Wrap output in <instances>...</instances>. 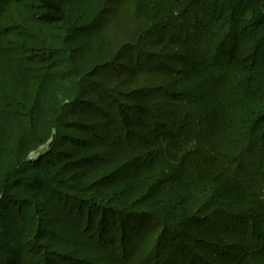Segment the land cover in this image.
I'll return each instance as SVG.
<instances>
[{
	"label": "rangeland",
	"instance_id": "1",
	"mask_svg": "<svg viewBox=\"0 0 264 264\" xmlns=\"http://www.w3.org/2000/svg\"><path fill=\"white\" fill-rule=\"evenodd\" d=\"M153 1L99 0L78 32L31 23V3L0 13V174L6 182L0 209L7 207L26 226L12 264H264V254L246 239L262 229L248 226L250 219L241 221L239 200L211 207L210 190L198 178L204 169L187 163L172 172L183 159L170 146L172 137H208L212 130L218 129V135L224 130L190 117L182 104V96L207 101L214 84L198 78L199 63L186 58L193 45L182 41L185 28L150 19L147 2ZM215 2L223 9L216 15L227 17L225 32L223 21L211 17ZM238 4L203 1L198 19L211 27L210 34H235L221 56L225 61V53L236 52L234 62L248 66L264 58V34L250 27L251 9L264 0ZM84 5V0H65L68 11ZM184 19L191 21L190 16ZM95 34L86 55L81 42ZM41 81L53 84L48 96L42 95ZM145 98L151 100L147 113L132 110ZM37 107L44 108L45 130L29 139L33 150L25 164L61 167L54 179L33 185L32 178L6 172L23 130L35 122ZM130 125L150 131V143ZM245 158L262 160L264 155L254 150ZM253 165L245 164L238 177L257 175L256 184L264 185ZM17 185L44 200L8 192ZM201 218L204 223L197 225ZM183 233L194 241L184 240Z\"/></svg>",
	"mask_w": 264,
	"mask_h": 264
},
{
	"label": "trees",
	"instance_id": "2",
	"mask_svg": "<svg viewBox=\"0 0 264 264\" xmlns=\"http://www.w3.org/2000/svg\"><path fill=\"white\" fill-rule=\"evenodd\" d=\"M5 1L0 0V13L12 5L21 6L31 3L32 6L27 10V16L31 23L46 27L64 25L67 30L75 32L83 31L90 15L99 4V0H84L85 5L83 7L68 11L65 8V0H8L10 1L9 4ZM203 1L207 0H186L181 5L177 0L147 2L152 21L171 20L172 23L178 22V27L185 28H182L181 35L185 37L182 41L185 44L187 43L186 45H193V48H191L193 53L186 54V58L197 60L199 63L196 71L198 78L203 77L204 83L209 81L214 84L211 93L206 96L207 101H205V97H197L196 95L192 97L182 96V104L187 107L190 117L213 121V125L224 130L221 135H218V129L212 130L208 137L201 134H197L192 138L172 137L170 146L177 149L176 157L179 155L183 157L182 161L180 159V164L178 163L179 166L174 167L172 172L177 173L178 170H181L182 164L184 167L187 166V163L190 164V168L204 169L205 174L198 176V178L205 179L204 184L210 190L211 207L214 205H224L226 207V203L231 205L233 201L231 199H238L239 207L236 211L242 213L240 215L241 221L250 219L251 223L247 222L248 226L249 224L251 226L259 225L262 229L253 230L251 235L248 234L249 237L246 236V239L251 238L250 243L252 242L254 248L259 249V253L263 255L264 221L261 219L263 208H260V206L263 205L264 207V185L262 183L256 184L258 181L256 179L257 175L250 177L245 175L241 178L238 176L243 172L245 164H254V168L260 170L258 175L264 177V158L262 160L245 158L246 154L254 152V150H257L262 157L264 155V144L260 141V139L264 140V127L262 128L264 125V58L260 61L251 62L248 66L242 62H234L236 57L234 47L232 50L235 53L229 50V53H225L226 60L224 61V56H221V54L224 53L228 41L237 39V37L232 38L236 35L233 36L230 31L223 36L220 34L221 31L214 32L212 30V34H210L211 27L198 19L200 15L197 8L199 3ZM230 1L237 4V6L240 5L238 3H241V0ZM217 4L218 2H215L212 6L211 17L223 10ZM219 15H216V18L223 21L221 27L224 31L225 24H228V22H224V19H227V17L223 19L221 18L223 14ZM188 16H190L191 21L186 23L185 19L182 20V17L187 18ZM228 19L233 23L231 17ZM250 23V27L254 31L264 34V4L251 9ZM217 24L218 21L215 20L214 25L216 28L218 27ZM230 27L232 28V26ZM203 33L205 36H202L201 39L200 35H203ZM218 33L219 35H217ZM96 35H90L81 42L85 46L84 54L87 55L92 52L93 44L97 39ZM229 37L231 38L229 39ZM77 43H75L74 48L79 45ZM208 62L211 66L205 65ZM205 66L206 68H204ZM225 70H228L227 74L224 73ZM52 85L50 81L39 83L43 96L49 95V89ZM150 105L151 100L148 98L141 99L135 102V108L132 110L138 109L147 113L145 111H148ZM33 109L34 107L31 110ZM33 117H35V122L29 124L31 127L29 131L23 130L22 137L18 141L14 156L15 160L6 174L10 173L14 177L27 176L28 179H33V185H39L40 181L54 179L61 164L54 167L36 164L32 168L25 164L29 153L33 150V141L29 139L34 136V133L45 130L44 108L37 107V110L33 111ZM128 122L131 123L130 120ZM196 123L198 125L201 121L198 120ZM130 128L136 130L144 142L150 143V131L136 125H130ZM122 156L124 158L128 157L125 153ZM242 157L245 161H242ZM4 177L0 174V194L6 187V182L3 181ZM226 182H228L227 185ZM165 183L168 184V179ZM259 185L261 188H259ZM8 192L18 194L21 197L44 200L42 195L33 192L31 188L26 186L20 189L17 185ZM224 195H226V199H224ZM4 199H7V197ZM244 216L246 219H244ZM196 223L197 225L203 224L204 218L197 219ZM22 226V222L17 220L7 207L0 209V264H12L13 261L17 260V252L25 241L24 231L26 226ZM183 237L188 242L194 241V238L188 234L183 233ZM196 246L200 247L201 243H196ZM3 254L7 256L4 257ZM11 259L13 261L10 262ZM211 260L214 261L212 258Z\"/></svg>",
	"mask_w": 264,
	"mask_h": 264
}]
</instances>
